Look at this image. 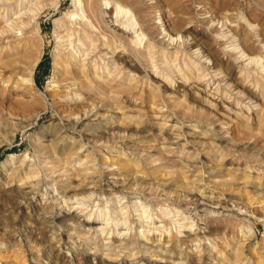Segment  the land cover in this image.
I'll use <instances>...</instances> for the list:
<instances>
[{
  "label": "rangeland",
  "instance_id": "1",
  "mask_svg": "<svg viewBox=\"0 0 264 264\" xmlns=\"http://www.w3.org/2000/svg\"><path fill=\"white\" fill-rule=\"evenodd\" d=\"M11 1L0 32L41 8L33 55L0 34V264H104V248L109 264H264V0H121L149 31L128 28L116 74L83 57L70 89L57 27L75 0ZM32 162L44 212L15 195ZM64 198L76 215L52 223Z\"/></svg>",
  "mask_w": 264,
  "mask_h": 264
},
{
  "label": "bare ground",
  "instance_id": "2",
  "mask_svg": "<svg viewBox=\"0 0 264 264\" xmlns=\"http://www.w3.org/2000/svg\"><path fill=\"white\" fill-rule=\"evenodd\" d=\"M5 1H7V3H8L9 0H5ZM5 1L1 0L0 3H4ZM14 1H11V2L13 3ZM23 1H25V0H23ZM6 4H4V5H6ZM34 4H39V2L38 3L36 2ZM17 5H20V4H17ZM25 5L28 6V4H25ZM18 7L20 8V6H18ZM75 7H76V13L72 14L69 17L68 20L70 22L68 23V25L64 26V27L63 26L57 27V29H58L59 49H60V51H62L63 54L67 55L66 59L69 60V66L68 67H70V71L65 73L64 74V78H62L63 79V83H61V84H63V85H61V86L66 85V88H69V89L73 88L74 85L76 87V82L73 83L74 79H73L72 82H70V78L72 79L71 76L72 75L74 76L75 74H77L79 72V70L81 69L79 67L85 62V59H83V57H94L96 54H98V53L100 54V51L103 50L104 51V53H103L104 55L101 56V57H103V59H108L109 61L110 60L112 61L113 65H114V73H115V71L117 70V66L119 64L118 61H119V59H121V57L125 53L123 51V49H125V47H127V46L124 43H125L128 35H129V32H134V35L136 34V32H139L140 33L139 35H142L143 34L142 31H145V30L149 31V29H145L146 26L144 24H142L140 29H138L139 31L138 30L134 31V26L136 25V24L134 25L135 22H133L132 24H129L127 26L126 22L131 19V17L129 16V14L131 13V10L129 9V7L125 6L123 4V1L121 2V0H75ZM31 8H33V6H31ZM40 8L41 7L38 6V9H35V10L34 9H30L29 10L30 15L29 16L27 15L28 17H26V19H25L26 21L24 20V16H23V21L22 22L21 21H12L11 20L12 22L7 23V25L5 23L6 26L4 28H2V26H1L2 30L5 29V31H7V33H9L8 36L13 35L16 39L18 38L19 42L16 45L19 46V49L22 48L23 56H25V57L33 55V53H34L33 52L34 51L33 41H35L34 36H35V33L38 31L37 30V17L39 15V11H40L39 9ZM6 10H8V9H6ZM0 11H2V10H0ZM8 12H10V11H8ZM24 12H25V14H28V12H26V11H24ZM24 12H20V13H23V15H24ZM4 13L6 14V12H4ZM20 13H19V15H20ZM8 14H9L8 16H10V13H8ZM125 16H127V17L129 16V19L126 22H123V18ZM19 17H21V16H19ZM3 19H4V17H3ZM1 20H2V18H1ZM124 24H126V25H124ZM30 28H34L36 30V32H35V30H34V32H35L34 34H33L32 31L28 32ZM128 28H129V32H127ZM2 30H1V32H2ZM1 32H0V34H1ZM107 33L110 34V37H108V38H107ZM2 34H4V33H2ZM151 35L153 36V34H151ZM21 36H23L22 39L19 38ZM152 36H151L152 39L153 38L156 39V37H154V36L152 37ZM6 37H7V34H6ZM2 38H4V37H2ZM111 40L115 42V43L113 42V45L109 44ZM75 42H77L78 45H76ZM98 42H101L100 45H98ZM14 48L15 47H13V49ZM119 49H121V50H119ZM59 53H61V52H59ZM60 55L61 54H58V56H60ZM109 55H110V57H109ZM239 59H240V57H239ZM39 60H40V58L36 57L34 59V63L29 68V73H30V77L29 78L30 79L28 78L27 80H25V79L22 78L23 80H25V82L27 84L30 83V86H32L31 84H33V72H34V68L36 67V65L39 62ZM96 64L95 65L92 64L93 66L91 65L94 68L93 70L97 69L96 68ZM101 70H103V69H101ZM106 71H105V73H106ZM62 73H63V71H62ZM68 74H70L71 76H69ZM68 77H70V78H68ZM109 77H112V76L110 75ZM61 86H60L59 90H61ZM58 94L60 95V93H57V95ZM26 160L27 159H25L23 161V166L27 165V161ZM33 165L34 164L32 162L30 164V166H29L30 170H29V172H27L28 175H26V177L24 176L23 183L21 184V188L15 195H16L17 198L22 199L23 204L25 203L26 205L32 207V209H35V211L39 210V208H40L44 212L45 211L44 210L45 207H42L41 204H36L37 202L35 201L37 196H38V191L37 190L40 189V186H42V183H43L42 179H41L42 175H40V173H36V171L33 168L34 167ZM32 168H33V170L35 172L33 170H31ZM62 176L63 175H62L61 172H60L59 175H57V177H59V178H62ZM13 192H11V193H13ZM96 192H97V190H94V191L91 192V194L89 196L90 200L93 199L94 194L97 195ZM7 195H9V193H7ZM111 195H113V194H111ZM10 196H11V194H10ZM111 198H113L112 200L117 201L118 203H120V201L122 200V199L120 200L121 196L119 197L116 194H114V197H111ZM195 198L198 199L199 197L195 196ZM76 199H78V198H76ZM57 200L59 201V198ZM62 202L64 203V205L60 209V212L58 211L59 213L58 212L52 213V219H51L52 223H58L59 225L60 224H64L65 225L66 219L68 217H71V215L75 214V212H71V211H73L74 207L71 206L70 208H65V206H67V203H69L66 198L62 199ZM62 202H61V205L63 204ZM202 202H203V200H202ZM139 203L140 202H138V204ZM204 203H202V204H204ZM210 203L215 204L214 201L213 202L210 201ZM114 204H116V203H114ZM198 204L200 205V203H198ZM44 205L46 206L47 203H44ZM209 205H207V206H209ZM210 206H212V205H210ZM214 206L218 207L217 205H214ZM219 207H220L219 209H222L221 208L222 206H219ZM199 208H201V206ZM126 209H127V206L126 207H124V206L122 207L120 205L119 213H121V215H123L122 219L126 218V217H124V215H128V218L130 217V213H129L128 210L126 211ZM124 210L126 212H123ZM92 216L93 215L90 216L88 221H87V219H83V218H82L83 220H81V221H84V223L88 227V230L96 229L95 231H97L98 234L99 233L101 235L104 234V232H105L104 228H100V229L94 228V225L99 223V219L98 218H92ZM143 216L147 217L146 215H143ZM143 216L141 218H143ZM138 217H140V216H138ZM145 217H144V219H145ZM130 218H132V217H130ZM92 219H93V221H91ZM140 221H142V220H140ZM143 222H144V220H143ZM151 224L153 225L154 223L151 222V223H148L147 225H144L143 223H141V227H147V228L149 227L150 230H151V228H155L156 227L155 225L152 226ZM161 232H163V231H161ZM164 232H166V231H164ZM124 247H125V245H124ZM110 251H111V249L104 248V251H103L104 253L102 254V257H99L100 256L99 252H95L92 255L94 256V258H96V259L98 258V260H100L101 262H104V264H109V263H111V256L115 255L112 251L111 252ZM122 253H124V252L119 251V255L122 254ZM146 253H149V255L151 256L150 258L152 259V257H153V260H154L155 255H153L154 254L153 251L152 252H146ZM162 260L164 262H160ZM145 261H147L146 264H164V263H167V261L165 260V257H161L160 260H156V261L154 260L153 262L149 261V259H146ZM126 264H128V263H126Z\"/></svg>",
  "mask_w": 264,
  "mask_h": 264
}]
</instances>
